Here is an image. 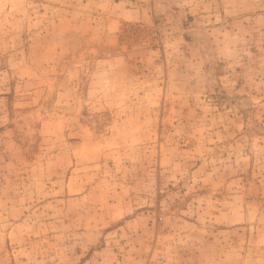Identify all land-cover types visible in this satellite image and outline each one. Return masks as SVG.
Segmentation results:
<instances>
[{
	"label": "rangeland",
	"instance_id": "1",
	"mask_svg": "<svg viewBox=\"0 0 264 264\" xmlns=\"http://www.w3.org/2000/svg\"><path fill=\"white\" fill-rule=\"evenodd\" d=\"M0 264H264V0H0Z\"/></svg>",
	"mask_w": 264,
	"mask_h": 264
}]
</instances>
